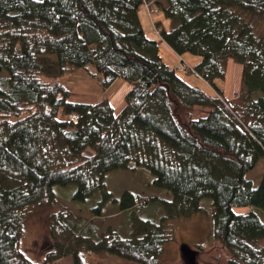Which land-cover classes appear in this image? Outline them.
Masks as SVG:
<instances>
[{"label":"trees","instance_id":"obj_1","mask_svg":"<svg viewBox=\"0 0 264 264\" xmlns=\"http://www.w3.org/2000/svg\"><path fill=\"white\" fill-rule=\"evenodd\" d=\"M148 3L156 39L139 18ZM159 14L168 27L154 21ZM255 21L264 22V0H0V264H36L19 242L31 213L55 203V188L75 185L67 198L74 203L100 191L91 208L100 216L112 198L105 174L138 167L168 195L152 199L163 214L154 221L137 217L127 238L110 230L96 236L91 224L52 214L46 219L51 240L65 250L41 264L69 255L73 264H85L80 253L89 249H73L69 241L84 234H93L95 253L158 264L172 240L167 221L200 212L203 199L229 264H264L257 244L264 238V173L257 185L245 177L264 157V30ZM160 42L177 60L184 62V53L200 60L190 72L169 67ZM227 58L242 66L235 102L213 84ZM73 71L98 78L105 90L117 78L128 81L120 112L108 98L69 100L57 79ZM187 73L215 93L191 86L180 75ZM112 203L128 211L138 198L126 190Z\"/></svg>","mask_w":264,"mask_h":264},{"label":"rangeland","instance_id":"obj_2","mask_svg":"<svg viewBox=\"0 0 264 264\" xmlns=\"http://www.w3.org/2000/svg\"><path fill=\"white\" fill-rule=\"evenodd\" d=\"M160 1V0H158ZM149 11L146 6L139 9V18L145 32L150 38H155L152 33L150 21L147 17ZM160 18L164 27H168L161 14L153 15V19ZM255 27L258 31L264 30L263 21H255ZM159 55L169 67L174 68L177 64L179 71L185 69L190 72V68L194 67L200 60L198 56L184 53L182 59L184 62L177 60L172 50L163 42L159 44ZM177 62V63H175ZM93 69L91 65H88ZM189 67V68H187ZM241 69L242 66L233 58H227L221 65L223 77H218L214 80V85L219 89L221 96L227 101L235 102L241 89ZM90 72H93L91 70ZM185 81L191 86L199 88L207 94L215 93L212 86L198 78L194 73L180 74ZM68 91L69 100L74 102L95 103L101 99L108 98L110 105L113 107L115 114H118L124 106V98L130 90L131 84L122 79L117 78L106 90L101 88L98 78H93L86 71L68 72L63 77L57 79ZM215 95V94H214ZM88 155V154H86ZM264 173V157L259 159L256 167L245 174L246 178L255 179L253 184L257 185L261 175ZM5 174V173H4ZM152 175L142 167L136 168L135 171L113 170L107 172L103 178L104 185L107 191L110 192L112 198L119 199L124 191L132 192L138 198V204L133 210L120 212L116 203H112V198L108 200L100 208V216H94L92 207H95L96 202L102 197L100 191L95 192L84 203H74L67 200L75 191V185L69 184L65 187L55 188L57 199L55 203L45 209L34 210L30 217L26 220L23 229V235L19 242V249L24 256L36 264L45 262V257L55 255L58 251H64V247H57L52 242L46 219L52 214H69L73 220L79 219L84 221V226L91 224L94 227L96 236L107 237L109 231L120 237H130L134 220L144 218L149 220H157L163 211L159 204L160 201L152 199H167L168 195L152 184ZM202 210L193 213L190 216L169 219L166 223L169 232L172 235V240L163 245L162 254L159 256L158 264H186L184 259L180 257V247L185 244L197 252L196 264H229L232 259L231 254L224 249L218 241L215 240L212 233L213 222L211 219V210L209 208V200L201 201ZM250 207H235L237 213H245ZM162 212V213H161ZM264 221V215H261ZM73 249L86 247L85 253H80L81 259L85 264H136L128 262L116 256L107 254L103 251L93 252V234L85 237V234L80 237L71 235L69 241ZM77 241V242H76ZM81 243H83L81 245ZM259 246L264 247V238L257 242ZM69 245V243H68ZM71 249V250H73ZM70 250V251H71ZM55 256L51 259H54ZM50 259V260H51ZM46 264H73L72 257L63 256L56 260H51Z\"/></svg>","mask_w":264,"mask_h":264},{"label":"water","instance_id":"obj_3","mask_svg":"<svg viewBox=\"0 0 264 264\" xmlns=\"http://www.w3.org/2000/svg\"><path fill=\"white\" fill-rule=\"evenodd\" d=\"M180 255L186 261V264H195L196 252L191 250L187 245H181Z\"/></svg>","mask_w":264,"mask_h":264},{"label":"built area","instance_id":"obj_4","mask_svg":"<svg viewBox=\"0 0 264 264\" xmlns=\"http://www.w3.org/2000/svg\"><path fill=\"white\" fill-rule=\"evenodd\" d=\"M145 6H147V4Z\"/></svg>","mask_w":264,"mask_h":264}]
</instances>
